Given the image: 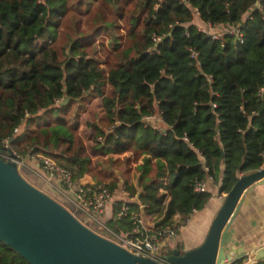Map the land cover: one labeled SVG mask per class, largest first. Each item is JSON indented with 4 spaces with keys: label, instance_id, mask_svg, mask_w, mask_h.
<instances>
[{
    "label": "trees",
    "instance_id": "16d2710c",
    "mask_svg": "<svg viewBox=\"0 0 264 264\" xmlns=\"http://www.w3.org/2000/svg\"><path fill=\"white\" fill-rule=\"evenodd\" d=\"M194 14L239 28L241 40L213 39ZM94 97L106 128L86 123L85 147L70 107ZM153 113L159 121L145 123ZM129 151L143 158L136 185L124 181L135 198L127 205L161 224L203 209L211 195L194 184L217 179L221 166L219 190L228 193L239 173L264 164V0H0V157L46 155L77 182L93 157L113 162ZM119 205L105 225L129 233ZM0 264L28 263L0 241Z\"/></svg>",
    "mask_w": 264,
    "mask_h": 264
},
{
    "label": "water",
    "instance_id": "95a60500",
    "mask_svg": "<svg viewBox=\"0 0 264 264\" xmlns=\"http://www.w3.org/2000/svg\"><path fill=\"white\" fill-rule=\"evenodd\" d=\"M13 157L17 156L11 153ZM264 181V164L237 178L226 193L202 243L164 258L173 264H224L226 232L244 195ZM0 241L28 264H159L131 254L80 222L65 206L26 180L17 163L0 157ZM264 259V247L252 257Z\"/></svg>",
    "mask_w": 264,
    "mask_h": 264
},
{
    "label": "built area",
    "instance_id": "2783aa9c",
    "mask_svg": "<svg viewBox=\"0 0 264 264\" xmlns=\"http://www.w3.org/2000/svg\"><path fill=\"white\" fill-rule=\"evenodd\" d=\"M198 28L207 35H210L213 39H219L225 33L235 36L238 40H241L242 37L241 31L237 27L224 29L222 25L212 27L210 23H206L202 26H198ZM159 40L160 37H153L154 42H158ZM195 55H197V53L191 49L190 56L194 57ZM143 120L145 123L153 122L156 124L159 121V116L153 113L146 115ZM15 131H17V129H15ZM183 138L188 141L186 136ZM97 140L101 141V138L98 137ZM16 156L17 158L10 154L5 156V159L15 161L19 170L27 168V164L23 161V158L18 155ZM32 157L37 158L40 168L48 173L49 176L46 177L57 182L58 185L52 184L49 180H46L50 186L55 188L60 198L71 206V213L80 222L83 223L77 216L79 213H84L96 224L108 229L104 220H101L100 217H104L105 211L110 203L115 204L119 202L120 205L116 217L129 216L132 220V228L129 233L122 234L114 233L108 229L112 234V238L108 239L114 241L131 254L152 259L159 264H173L164 258L167 254L163 255L161 253L160 246H168L169 242L177 237L192 214H189L187 217H181L179 214H175L170 224H161L157 218L147 220L144 217L141 205L139 206V210L135 211L131 210L127 205L129 201H114L113 197L116 194L114 188L111 189L109 186L101 183L81 181V179L76 182L72 177L71 171L60 166L53 158L42 154ZM208 180H213V178L208 176L207 180L196 182L194 184V190L197 192L205 191ZM120 192L123 195H128L126 188H122ZM131 199L134 200L135 198L133 197ZM194 212L195 211H193V213ZM262 247H264V241ZM253 262L252 257L247 256L241 264H253Z\"/></svg>",
    "mask_w": 264,
    "mask_h": 264
},
{
    "label": "crops",
    "instance_id": "0c3cea01",
    "mask_svg": "<svg viewBox=\"0 0 264 264\" xmlns=\"http://www.w3.org/2000/svg\"><path fill=\"white\" fill-rule=\"evenodd\" d=\"M197 14H194L193 24L196 26H202L197 22ZM143 155L138 163H141ZM24 161V159H23ZM27 164V168H24L23 175L31 184L34 181L43 183L44 187L50 189V191L59 195L58 192L50 186L46 180H49L52 184H57L56 181L48 179L41 170L38 162L31 164V161H24ZM239 162L238 158H235L234 164ZM33 166V167H32ZM223 166H221L220 173L217 179L208 180L206 183V191L210 193V198L203 209L192 213L188 222L184 225L182 230L178 233L180 241L177 246H182L183 250H189L202 243L206 233L209 229L212 219L221 206L223 199L226 195L224 192H220V183L222 178ZM242 174L239 173L238 177ZM137 178V175H136ZM136 178L132 180V184L136 185ZM81 181L94 182L93 176L86 174ZM41 183V184H42ZM42 190V188H39ZM43 191V190H42ZM114 201L126 200L133 201L128 195H123L121 192L113 197ZM113 203L108 205L104 220L108 221L113 217ZM145 219L151 220L152 218L144 215ZM264 241V181L255 183L248 188L244 195V203L239 208L233 221L231 222L224 242L225 253L229 255V259L226 264H230L235 260L241 259L244 261L247 256L253 257L258 249L263 245ZM179 248V247H178Z\"/></svg>",
    "mask_w": 264,
    "mask_h": 264
},
{
    "label": "rangeland",
    "instance_id": "374dc122",
    "mask_svg": "<svg viewBox=\"0 0 264 264\" xmlns=\"http://www.w3.org/2000/svg\"><path fill=\"white\" fill-rule=\"evenodd\" d=\"M76 0H72V4L74 5ZM75 9L72 7L69 8V13L71 14ZM77 14V13H76ZM83 27H87L88 25V18L83 17ZM120 26L122 27L123 24L120 22ZM97 40L101 42L103 40V47L106 51L110 49L109 45L107 44V36L104 34H101L97 37ZM99 46V45H98ZM99 57L102 59V67L106 68L107 63H110V59L108 60L107 54L101 53ZM107 62V63H106ZM107 88V85H106ZM71 113L77 112L78 114V127L75 130L77 138H79L85 147H88L92 144L90 140H88V135L85 133L86 130V123L94 121L96 119L100 122V125L104 128H106V121L103 118V111L100 107V99L98 97H94L91 99V101L83 102L82 106H80L78 109L76 108L75 104H73L70 107ZM53 119L50 118L49 122L52 123ZM89 131V128H88ZM24 161H31V164L34 165V163L38 162V159L35 157H32L30 155H26L22 157ZM141 159V155H137L134 151L125 152L122 154H115L113 156V162H110L106 156L97 158H92V163L94 168L92 169L90 175L93 176L94 182L101 183L105 185H109L110 183H114V188L116 190V194H119L121 189H125L124 181H127L129 184L133 185L131 182L132 180H135L137 175L136 166L139 164L138 162ZM98 161V163H97ZM33 167V166H32ZM23 168L21 170V173H23ZM41 170L45 174V176H49L46 171H44L42 168ZM27 180V179H26ZM29 182V181H28ZM42 183V182H41ZM37 181L32 182V185L35 187L42 188L43 192L48 194L50 197H52L54 200L65 206L70 212H72V208L69 204L65 203L59 195L55 194L54 192L50 191L49 188L44 187L43 183L41 184ZM138 189V188H137ZM41 190V191H42ZM127 191V190H126ZM115 194V195H116ZM79 219L83 221L84 224L87 225L90 229L95 231L96 233L106 237V238H112L111 230L99 226L96 224L89 216L85 215L84 213H79L77 216ZM101 220H104L103 216L100 217ZM106 221L104 220V223ZM180 241V236L177 235V237L174 240H171L168 244V246H160L161 253L168 254L173 249L178 248L180 252H183L182 246H177Z\"/></svg>",
    "mask_w": 264,
    "mask_h": 264
}]
</instances>
